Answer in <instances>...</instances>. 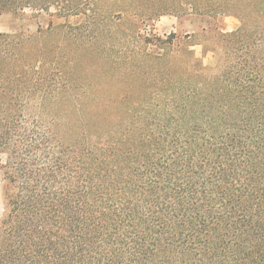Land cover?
I'll return each instance as SVG.
<instances>
[{
  "label": "trees",
  "instance_id": "obj_1",
  "mask_svg": "<svg viewBox=\"0 0 264 264\" xmlns=\"http://www.w3.org/2000/svg\"><path fill=\"white\" fill-rule=\"evenodd\" d=\"M60 1L0 0V14ZM158 1L141 20L195 29L156 38L169 52L149 55L144 85L31 121L35 36L0 32V264H264V0ZM225 15L239 27L222 32Z\"/></svg>",
  "mask_w": 264,
  "mask_h": 264
},
{
  "label": "rangeland",
  "instance_id": "obj_2",
  "mask_svg": "<svg viewBox=\"0 0 264 264\" xmlns=\"http://www.w3.org/2000/svg\"><path fill=\"white\" fill-rule=\"evenodd\" d=\"M158 0H62L48 9L29 7L0 14V32L35 36V95L20 103L31 106L25 120H35L39 106L102 107L110 104V93L135 92L149 74L151 56L169 52L156 38L174 32L178 37L192 33L195 23L165 11L153 20H141L137 13L154 11ZM158 9V8H157ZM222 32H231L240 22L232 15L221 16ZM139 37H138V36ZM152 43H144V40ZM191 40V39H189ZM156 43V44H153ZM185 47V46H184ZM197 64L211 71L215 64L212 51L203 44L188 46ZM176 56H184L182 50ZM192 69L193 61L179 62ZM152 73V71L150 72ZM134 89V90H133ZM88 97L82 98L83 95ZM103 95V97H102ZM49 119L50 117H43ZM6 160L0 154V163ZM4 180L0 170V219L4 213Z\"/></svg>",
  "mask_w": 264,
  "mask_h": 264
}]
</instances>
